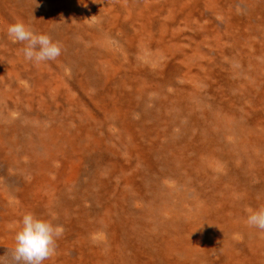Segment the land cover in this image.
I'll list each match as a JSON object with an SVG mask.
<instances>
[{"label": "rangeland", "instance_id": "1", "mask_svg": "<svg viewBox=\"0 0 264 264\" xmlns=\"http://www.w3.org/2000/svg\"><path fill=\"white\" fill-rule=\"evenodd\" d=\"M24 1L20 3L19 0H11L0 5V51H12L15 55V48L25 46L14 42L7 34L8 26L18 22L24 23L36 34L50 36L52 41L60 44L62 51L55 60L39 63L36 69L32 66L33 62L27 61V69H32L30 77H23L25 80L17 79L27 95L25 93L21 97V94H17L10 103L6 98L5 103L0 101L2 114L12 111L9 112L10 116L5 114V122L0 124V264H13L14 237L19 229V221L26 213H32L37 218L49 220L63 228L62 235L56 241L55 254L44 261V264H103L106 250L113 255L116 264L119 260L132 264L125 255V222L119 217L111 218L107 215L100 222V210L88 200L86 193L93 184L98 185L97 189L106 186L114 177L112 175H118L121 167H125L122 171L128 175L135 170L133 166L138 161L139 170L143 169L147 162L140 155L137 156L140 152L135 149L147 151L150 143L146 141L155 142L153 148H148L151 151L168 149L173 155L172 157L165 152L161 155H156L155 152L154 155L150 154L153 159L148 162L154 165L152 167H158V170H151H154L153 176L160 180L159 187L165 192L183 188L187 196L189 189L177 180L184 178L181 173L193 169L194 163L198 162L204 168L193 172L194 175L200 173L202 176V173L209 172V179L206 181L213 182L214 178L221 175L224 165H217L211 156V149L219 152L214 142L223 141L222 131L214 122L224 125L229 120L236 123L241 118L237 124L244 125V128L248 124V129L241 134L251 133L252 129L258 134L249 155L253 159L264 156V25L258 28V22L263 20L264 23V0H250L251 10L247 15L243 14V17L239 11H243L244 4H233L232 0H45L44 3L42 0V5H38L39 9L33 10ZM69 14H72L71 20ZM186 17L192 20V25ZM73 36L78 41L75 40L77 46L72 50L68 41ZM128 43L129 58L139 62L137 67L142 72L137 77L133 76L136 81H140V87L134 83L132 87H118L119 80L116 77H104L106 88H96L89 78H99V70L107 66V59H113L116 64L121 63V45L126 46ZM143 46L150 48L145 49ZM22 49L17 55L24 57ZM75 52L77 54H73V59L71 53ZM88 55L90 61L85 59ZM22 60L26 62L25 58ZM127 61L128 59L125 63ZM248 61L251 64L247 65ZM5 64L2 60L0 65L5 69ZM76 66L78 68L74 71ZM86 66H90L91 70ZM224 77L230 81L229 84H224L221 80ZM251 79H254L253 85H247V81ZM31 80L37 83H32ZM55 82L59 89L54 88ZM30 90L42 95L29 99ZM105 93L112 96H105ZM120 98L125 99L118 100ZM121 105H124V113H128L125 119L117 117L116 112ZM93 106V110L97 112L94 111L91 117H85V112H91ZM21 111L26 114L21 115ZM31 121L43 125V130L57 129L60 126L68 135L79 134L81 139L77 136V140H74L78 141L75 144L77 150L71 155L59 153L58 156H53L56 152L52 147L47 157L38 154L41 149L33 144L39 134L34 129L35 126H32L34 134L28 130ZM90 124L93 130L89 128ZM137 124H142L145 130L141 131ZM146 126L149 128H145ZM147 131H150L149 135ZM94 135L102 139L101 143L91 140L90 137L94 138ZM50 140L52 146L62 145V142L54 143ZM42 143L45 144L46 141H41L40 144ZM38 144L36 146L41 147ZM205 146L210 149L208 154L202 156L201 147ZM180 148H187L185 157L178 153ZM23 150L37 153L30 154L35 155L30 161V155L21 156ZM49 150L50 147L44 151ZM132 152L133 155H130ZM181 156L189 161L184 162ZM38 159L42 160L38 162ZM179 162L183 163H180L183 167H179L180 171H177L175 168ZM162 165L168 171L163 172L160 169ZM172 172L175 173L174 176L171 175ZM141 175L132 181L134 185L142 180ZM201 176L197 179L201 180ZM114 179H117L116 176ZM121 182L120 186L125 184L126 188L129 187L128 182ZM219 183L224 186L226 182L220 179ZM98 191H102V188ZM123 191L120 190L122 193ZM201 193L205 198L210 195L208 189ZM214 195L218 196L216 193ZM222 201L223 198L220 203ZM253 201L257 204L245 206L242 210L241 206L237 208L238 204H233L235 213L239 214V208L240 215H249V209L260 210L258 197L255 196ZM209 216L203 215L198 226L190 225L191 234L177 235L176 240L169 237L163 243L162 246L170 252L168 249L172 250L183 239L196 242L193 236L202 238V252L200 246L198 249L191 248L188 253L191 259H181L171 264H194L195 256L200 252L205 254L199 261L200 264H228V260L237 261L245 255L243 248L246 243L240 237L233 239L237 251L230 255L223 252L221 247L210 248L214 246L212 242H217V245L227 243L225 239L229 238L230 231L223 223L222 216L217 230L213 226L215 222L203 218ZM96 226L106 228V234L101 239H91L89 236L88 239L84 238L85 232ZM260 236L264 237V233L261 232ZM101 246L105 249L101 250ZM96 249L101 253L98 254ZM226 249L231 250L228 247ZM262 252L260 251L261 256ZM98 256L100 257L96 259ZM154 259V255L141 256L139 263L155 262Z\"/></svg>", "mask_w": 264, "mask_h": 264}, {"label": "bare ground", "instance_id": "2", "mask_svg": "<svg viewBox=\"0 0 264 264\" xmlns=\"http://www.w3.org/2000/svg\"><path fill=\"white\" fill-rule=\"evenodd\" d=\"M16 1H18V0H16ZM19 1H20V3L22 2V0H19ZM25 1L28 2L27 4H28L29 8H31L32 10L33 9H39L38 5H40V3H42V0H25ZM232 1H234L233 4H235L237 2L238 3L242 2L244 4V8L242 9L243 11H239L242 14L240 16L243 17V14L247 15L250 12V10H251L250 0H232ZM0 2L2 3L0 5H5V4L11 2V0H1ZM44 2H45V0H43V3ZM260 2H262V0H260ZM15 6H18V5H15ZM253 9H256V7H254ZM48 11L52 15V12L50 10H48ZM69 15H70L69 20H71L72 14H69ZM61 17H63L61 19V20H63L64 15H62ZM66 18H67V15H66ZM187 21L189 22V24L192 25V20L190 18H187ZM261 25H264L263 20H262V22L260 21V23L258 22V28ZM75 40L78 41V38L73 36V37L69 38V41H68V43H70L72 50H73L74 46H77V43H75ZM4 42H2V43H4ZM19 47L20 48H15V51H14L16 53L15 55H14V53H11L12 51L10 52L11 54L8 51H4L3 49L0 51V64H2V60H3L4 63H6L5 65H7V67L5 69L3 68V66L0 65V101L3 100L4 103H5L4 98H6L10 103L11 99L14 98L15 96H17V94L18 95L21 94V95H19L21 97L24 96L25 93L27 95V92L24 91V89H21V85H19L17 79H21V78L23 79V77H26V76L30 77V75H31L30 73H32V69L31 68H30V70L27 69L28 62L27 61L24 62L22 60L24 58L23 56L17 55L21 51V48H24L22 46H19ZM127 47H129V43L126 46L121 45V49H120L122 51V55H121L122 62L121 63L116 64V63H114L113 59H110V60L107 59L106 60V62H108L107 66L105 68H102V70L101 69L99 70L100 71L99 72L100 73L99 78L97 80L92 79V77L89 78L90 81L94 84V86L96 88H97V86L101 89L106 88V86H105L106 82L104 81V77H105V79L109 78V77H116L119 80L118 81V87H125V86L132 87L133 83L136 86H138V83L140 81L139 80L136 81L137 79H134V78L137 77L138 73H142V72L139 71L138 67H137L139 62L136 60L135 61L130 60V58H129L130 56L128 55ZM143 47H145V49L150 48V46H143ZM73 54L75 55V54H77V52L71 53V56L74 59L75 57L73 56ZM85 59L87 61H90V55H88V58L86 57ZM126 59H128L127 63H125ZM38 64L39 63L33 62L32 66H34L36 69ZM249 64H251L250 61H248L247 65H249ZM78 66H76V68L74 67V71L78 68ZM97 68H98V66H97ZM87 69L91 70L90 66H88ZM37 70H40V68ZM46 71L47 70H44V72H46ZM40 74H41V72H40ZM246 74H249V72H247ZM133 76H135V77H133ZM36 79H38V78H36ZM60 79H62V78H60ZM23 80H25V79H23ZM50 80H51V77H50ZM221 80L224 81V84L230 83V81L227 80L226 77L221 78ZM253 80L254 79H251L249 81L246 80L247 81L246 84L247 85H251V84L253 85V83H252ZM168 81H170V80H168ZM31 82H32V80H31ZM32 83H37V82L33 81ZM41 83H44V82H41ZM22 85L24 86V84H22ZM54 85H55V87H54L55 89L60 88L56 82ZM14 86H17V87L14 88ZM47 87H48V85H47ZM138 87H140V86H138ZM38 90H40V89H35V91H38ZM96 90L98 91L99 89H96ZM137 92H139V91H137ZM28 93H29L28 94L29 99H31L30 97L36 98V97L42 95V93H39V92L35 93V92H32L31 90ZM113 95H115V93ZM126 95L129 97L128 92L126 93ZM105 96H112V95L106 94ZM25 99H26V97H25ZM124 99L125 98H120L118 100L122 101ZM31 101H33V100H31ZM12 102H14V100ZM143 102H145V100ZM0 107H1V105H0ZM30 107H32V106H30ZM44 107L46 108L47 106H44ZM123 107H124V105L123 106L121 105V107H119L117 109L116 113H117V117L122 116L125 119V118H127L126 115H128V113H124ZM14 108H13V110H15ZM34 108H32V109L34 110ZM93 108H94V106L91 107V112L90 111L85 112V117H87V116L91 117L93 115V112L95 111V110H93ZM5 110H6V107H5ZM137 110H138V108H137ZM27 111H28V109H27ZM45 111H47V110H45ZM67 111H69V110H67ZM9 112H12V111H9ZM9 112L7 111V112H5V114H7V116L8 115L10 116ZM95 112H97V111H95ZM176 112H177V110H176ZM20 113H21V115L26 114V113H23L22 111ZM5 114H2V110L0 108V124L5 122V117H4ZM139 114H141V113H139ZM59 116H61V115H59ZM144 116H146V115H144ZM154 116H153V118H154ZM156 116H158V115H156ZM80 118L82 119L81 113H80ZM69 119H71V118H69ZM74 119H75V117H74ZM206 119H208V118H206ZM44 120H45V118H44ZM240 120H241V118H240ZM240 120H237L236 123H233V120H229L230 122L224 123V125H221L217 122H214V124H216L222 131L221 137H223V141L218 142L214 138V141H216V142H214V145H216L215 146L216 150L219 152L216 153L211 149V156L217 165H224L223 169L221 171V175H219L220 177L218 176V178L217 177L214 178L213 182H210L211 180L206 181V179H209V175H210L209 172L206 171V172L202 173L203 174L202 176L200 173H198L197 175L196 174L194 175L193 172H195V171L199 172L200 170L202 171V168H203V167L201 168V166L198 164V162L194 163L195 165H193V169H191L190 171L185 170L183 173H181L182 175H184V178H179V180H177L182 185H184V186L186 185V187L189 189L188 192L190 191V193L188 196L185 194V190L183 188L181 190H179L177 188H173V189H169V191L165 192L159 187L158 181H160V180L155 178L157 176H155V177L153 176L154 170H158L157 169L158 167H152L154 165H152L151 163L148 162L149 160L153 159L152 155H150V154L154 155V152H155L156 155H159V154L161 155L162 152H165V153L170 154L172 157H173V155L171 154L170 150H168V149H164L163 151L162 150H152L151 151L150 149L154 147L153 143H155L153 141L152 142L146 141V143H150L147 145L148 148H150V149L147 148V151H145L143 149H135V151L140 152L139 154L137 153L138 154L137 156L140 155L147 162L146 165L142 164V165H145V166H143L144 167L143 169H141L142 167L140 166L141 170H139V167L137 166L138 161H137L136 165L133 166L135 170H132L131 173L129 172L130 174H128V175L124 174L122 171V169L125 167H121V170L119 169V171H118V175H116V174L112 175L114 177L116 176L117 179L113 180V178H114L113 177L112 179H110V181L107 183L106 186L98 187L99 190H100V188H102V191H98V189L96 188L98 185H96V184L92 185L91 184L92 186L87 191L86 197H88V200L91 203H93V205L96 208H98L100 210L99 211L100 222L103 221V219H105L106 215L110 216L111 218L119 217L120 220H123L122 222H125L124 225H125V228L127 229V233H126V237H125V238H127V240L124 243V246L127 247V253H125V255H126V257H129L133 263L143 264L142 262L139 263L140 257L141 256L148 257V255L149 256L154 255L155 256V259H154L155 262H148L147 264H171V263L176 262L177 260L191 259L192 258L191 256L188 257V255H189L188 253H189V250H191V248L198 249L199 248L198 246H200L201 252H202V248L204 246H203V241H202L201 237L198 238L197 236H193L196 239V242L195 241L193 242L191 239L189 240L188 238L183 239V240L179 241L178 244L172 250L168 249L170 252H167L165 249L166 247H163L162 245L164 242H166L168 240L169 237H172L173 240H176L177 235L191 234L189 231L190 225H193L194 227L198 226L199 221L201 220L203 215H207V216L210 215L207 218H205V217H203V218L204 219H211L213 222H215L216 224H214L213 226L215 227L216 230L219 228L218 223H220V221H221L220 216H222L223 221H224L223 223L228 226V230L230 231L229 238L225 239L227 241V243H223V245H217V242H212V245H214V246H211L210 248L221 247L223 252H225L227 255H230L231 252L237 251V248L234 246L235 241L233 239L240 237L246 243V247L244 246V248H243V250H245V255L242 256V258L239 257L237 259V261L228 260L226 263H228V264H264V237L260 236V233L261 232L264 233V231L259 230V229L254 228V227H250L246 223L248 215H240V208H239V214L235 213L234 206H233V204H238V205H236L237 208L241 206V210H242V208H244L245 206L249 207L251 205H256L257 202L253 201V198L256 196L259 199V203H261V209H264V156L256 157L255 159H253V157H251L249 155V152H252V149H251L252 146L254 144H256L255 142L258 139V136H257L258 134H257L256 130H254V129H252L251 133L241 134L244 130L248 129V127H247L248 124H246V128H244V125L237 124ZM19 121H22V120H19ZM54 121L55 120H53V122ZM54 123H56V122H54ZM32 126H35L34 129L39 134V136H37V138L35 137L36 143H34L33 145H35V144L37 145V143L40 144L41 141L42 142L46 141L45 144L44 143L40 144L41 147H37L35 145V147L37 149L38 148L41 149V150H38L39 151L38 154L45 155L47 157L50 154L52 147L54 148L53 150L56 152L55 155L53 154V156H56V155L58 156L59 153L60 154L61 153H63V154L64 153H66V154L70 153V155H71L72 152L77 150V147H75L76 146L75 144H78V141H74V140L75 139L77 140V136L79 138V134L68 135V133L64 129H62L63 127H60V126H59L61 128L60 132H58L59 127L57 129L47 130L45 128L43 130V127H42L43 125L41 126V125L36 124L34 122L32 123V121L28 127L29 128L28 130L31 131V133L34 130ZM95 126H98V125H96V123H95ZM136 126L139 127L141 131L145 130L142 124H137ZM185 126H186V123H185ZM75 127H77V126H75ZM78 127H80V126L78 125ZM200 127H202V126H200ZM89 128L92 129L91 124H90ZM145 128H149V127L146 126ZM76 129H79V128H76ZM85 129H87V128H85ZM182 129H183V127H182ZM73 131H75V130H73ZM95 131H97V130H95ZM180 131H181V129H180ZM23 132H22V134H23ZM147 132L149 135L150 131H147ZM200 133H202V132H200ZM210 133H212V132H210ZM32 134H34V132ZM187 135H189V134H187ZM187 135H185V136L187 137ZM94 136H95L94 138L90 137V138H92L91 140L92 141L96 140L97 142L101 143L102 139L100 140L97 135H94ZM188 137H191V136H188ZM215 137H217V136L215 135ZM21 138H22V136H21ZM50 139H52L54 143L62 142L61 143L62 145L57 144L58 146H56V147L54 145L52 146ZM80 139H81V137L79 138V140ZM115 139H116V137H115ZM22 140H23V138H22ZM188 140H190V139H188ZM30 142L32 143L33 139L30 140ZM111 142H113V141H111ZM192 142H193V140H192ZM195 142H196V140H195ZM80 144H81V142H80ZM87 145H88V143H87ZM193 146H195V145H193ZM49 147H50V150L45 152L44 150L48 149ZM95 147L99 148L97 146H95ZM94 149L95 148L93 147V150ZM209 149L210 148L208 146L201 147L202 156H204V154H208ZM149 150L151 151L150 153H149ZM186 150H187V148H180L177 151H179L178 153L184 154V157H185ZM42 151H44L43 154H41ZM33 152H34V154L37 153L36 151H33ZM33 152L23 150V152L21 153V156L24 155V157H26V156L32 154ZM125 152H126V150H125ZM133 153L134 152L130 153V155H133ZM178 153H177V156H179ZM34 154L32 155L33 157L31 155L28 157L30 161L32 160V158H34V156H35ZM53 156H52V159L54 158ZM157 159L160 160L159 158H157ZM176 159L177 158H175V160ZM41 160L42 159H40V160L38 159V162H40ZM181 160H183L186 163L189 161V160H185L182 156H181ZM237 161H239V163H237ZM157 162L159 163V161H157ZM182 162H179L177 164V168H175L177 171H180L179 167H183L181 165V164H183ZM139 164H141V163H139ZM35 165H37V164H35ZM155 165H156V163H155ZM162 166L160 169L163 172L168 171L164 167L165 165H162ZM172 166L174 167V165H172ZM159 167H160V165H159ZM152 168L154 170H151ZM127 169H129V168H127ZM170 169H169V171L172 170V169L171 170ZM176 170H175V172H177ZM172 174L174 176L175 173L172 172L171 175ZM140 175L142 176L141 177L142 180H138L139 184L134 185L132 183V181L136 180V177L138 179ZM119 176H120L122 181L128 182L129 187L126 188L125 184L120 186V184L122 182H121ZM200 176L202 177L201 180L197 179V178H200ZM220 179L225 180L226 183L224 184V186H222V184L219 183ZM223 182H221V183H223ZM232 183H233V186H231ZM173 186H171V187H173ZM110 189H112V190H110ZM204 189H208L210 191V195H208L206 198L201 193V191H204ZM105 190H106V192H105ZM120 190H124L123 193L120 192ZM107 191H109L108 194H107ZM102 192H103V194H102ZM214 193H216L218 196H215ZM109 195H110V197H109ZM106 196L109 197V199H107ZM222 198H223V201L220 203ZM202 199H204V200H202ZM102 201H103V203H102ZM204 201L206 202V204H204ZM241 213H243V212H241ZM224 214H226V216ZM232 214H234V215H232ZM106 232H107L106 228H104V227L101 228V226H96L93 229H88L85 232L84 238L88 239V236H89V238H91V239H93V237L97 238V239L98 238L101 239L106 234ZM6 235H7V233L5 234V236ZM214 236H215V234L212 235L213 238H214ZM106 245H108V244H106ZM226 247H228L229 249H231L233 251H231V250L227 251ZM100 249L104 250L105 247L101 246ZM96 251L99 254L100 251L97 249H96ZM260 251H263L262 256L260 255ZM105 252H107V254H104V256H103V264H116L115 258H113V255L110 254L107 250ZM201 252L199 255L195 256V260L193 261L194 264H200L199 261H201L202 260L201 258L205 255V254H201ZM123 256H124V253H123ZM99 257L100 256H98L96 259H98ZM207 258L209 259V257H207ZM117 264H127V263L126 262L122 263L119 260V263L117 262Z\"/></svg>", "mask_w": 264, "mask_h": 264}, {"label": "clouds", "instance_id": "3", "mask_svg": "<svg viewBox=\"0 0 264 264\" xmlns=\"http://www.w3.org/2000/svg\"><path fill=\"white\" fill-rule=\"evenodd\" d=\"M7 34L14 42L25 45L22 52L26 61H53L61 55L62 49L58 42L52 41L46 34H36L22 22L9 25ZM246 223L264 231V209H249ZM62 233L61 226L37 218L32 213L24 214L14 237L13 264H44L55 254L56 241Z\"/></svg>", "mask_w": 264, "mask_h": 264}]
</instances>
